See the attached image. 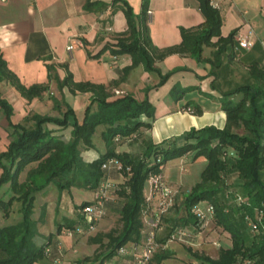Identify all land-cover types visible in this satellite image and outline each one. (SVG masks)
Masks as SVG:
<instances>
[{"label": "trees", "instance_id": "1", "mask_svg": "<svg viewBox=\"0 0 264 264\" xmlns=\"http://www.w3.org/2000/svg\"><path fill=\"white\" fill-rule=\"evenodd\" d=\"M127 15L128 29L119 35L117 43L106 44L97 54L99 58L104 51L109 49L114 55H130L132 64L126 67L129 73L135 66L143 65L146 70L159 74L160 81L156 85H148L145 90L147 97L140 100L131 93L123 94L111 100L109 85L95 82L74 81V74L69 72L62 80V85H68L73 94L77 91L92 92V101L87 106V115L80 122L69 102L56 99V109L63 116L49 114L43 115L35 112L29 115L27 120H34V126L28 127L24 123H14V106L7 98H0L3 112L10 118L12 138L8 149L0 153V167L3 170L0 179V191L5 185H9L5 199L0 195V207L5 217L11 216L15 202H21L20 213L22 219L18 222L0 226V264H37L46 254V248L51 244L53 234L48 241L39 238V228L35 219L36 194L46 190L52 183H56L61 192L71 187H83L87 190H95L101 180L107 176L102 167L111 157L123 160L127 170V178L124 180L119 194L124 197L123 203L119 202L118 212L124 228L118 234L111 230L106 236L109 238L107 250L98 254L95 259L85 258L78 264H104L115 255H118L120 247L129 242H139L144 227L143 206L146 203L145 189L148 179L154 172L160 173L165 163L194 152L195 157L205 156L207 167L201 174L202 180L197 182L188 192L184 201L187 214L182 215L177 225L185 224L201 231L205 226L198 219L192 209L196 202L211 201L217 208L214 220L223 230L228 231L232 237V245L221 247L220 257L215 258L197 249L189 247L197 259V264H264V237L258 240L248 233L247 216L253 218L264 235V66L256 63L251 66V75L255 82H246L223 92L221 103L227 112V125H205L198 128L193 126L190 130L164 139L161 143L151 141L139 154L134 155L126 150L118 151L117 135L130 136L141 130L149 128L153 123L149 119L157 117V109L150 95L151 89H158L169 81L172 75L187 67L177 66L169 72L156 66V62L171 54H191L198 62L204 57V46L217 47L215 59L211 60L214 69L221 65L222 56L236 47V29L229 36L222 35L223 18L221 9L214 6L212 0H199L200 8L205 14V23L197 28L182 27L183 41L174 46L159 48L151 38L149 4L151 0H144L142 13L134 11L128 0H115L119 3ZM101 6H109L102 2ZM119 5V4H118ZM117 5V6H118ZM98 1L88 0L85 9H95ZM218 36V40L214 38ZM233 52L230 53L232 55ZM10 79L11 83L21 90L23 95L33 100L35 96H42L49 90V86L34 83L27 86L21 81L15 72L9 68L6 58L0 54V82ZM178 86L172 90L176 94ZM183 95H181L182 97ZM241 97L238 99V97ZM196 112L202 114L203 108L196 106ZM148 119V120H146ZM54 122L60 126H73L71 139H64L56 135L48 123ZM101 125H106L102 138L107 143L105 152L94 159L86 161L82 152L83 145L91 148L95 145L94 133ZM243 130V132H239ZM122 137V138H123ZM29 168L28 175L22 179L23 172ZM235 173L241 177L242 187L240 193L243 201L231 205L230 198L222 196L224 191L225 175ZM121 185V183H120ZM1 193V192H0ZM93 201L84 200L76 209L80 212L82 224L84 215L82 207ZM109 205V204H108ZM262 217H259V213ZM77 229L78 226H73ZM63 226L59 225L61 231ZM104 238L99 234L95 241L103 243ZM166 243L167 238L161 239ZM173 254L172 251L157 253L159 262ZM252 261V262H251Z\"/></svg>", "mask_w": 264, "mask_h": 264}, {"label": "crops", "instance_id": "2", "mask_svg": "<svg viewBox=\"0 0 264 264\" xmlns=\"http://www.w3.org/2000/svg\"><path fill=\"white\" fill-rule=\"evenodd\" d=\"M94 1H98L99 6L86 10L88 0H0V54L7 59L11 71L21 77L25 85L32 86L34 83H39L49 86V90L42 96H35L33 100H30L11 83L10 79L0 82V98H7L14 106L12 116L14 123H24L28 127L34 126L35 121H29L27 117L35 112L43 115H61L55 108L56 99L61 104L66 100L76 112L78 108L86 109V106L91 103L92 92L77 91L73 94L68 85H62V80L69 72L74 74V80H93L96 83L109 85L111 100L128 93L143 100L147 97L145 90L149 83L153 85L159 83L157 74L155 76L143 66H137L127 73L125 69L133 61L130 55L117 56L109 49L105 50L99 58L92 55L100 52L108 43H117L119 35L129 27L126 12L121 7L122 1L116 2V5H114L115 0ZM128 1L131 2L137 14L142 13L144 0ZM212 1L214 6L221 9L223 15L222 35L229 36L235 29L237 33L252 32L254 44L251 49L234 47V50L225 53L221 58V65L216 70L211 62L215 59L217 49L215 46H204L205 59L202 62H198L190 53L180 54V52L157 61L156 66L160 68L163 66L162 69L166 72L174 68L176 64L188 69L175 72L178 75H172L162 87L150 90L153 104L157 109V117L149 119L153 123L152 127H143L140 131L147 140L161 143L168 137L178 136L190 130L194 125L198 128L208 124L226 126L228 114L222 106L221 96L223 92L231 90L229 85L238 75L241 63L247 64L250 70L256 63L264 66V0ZM102 2L108 3L109 6H101ZM149 10H151L148 21L150 35L159 48L181 44L182 27L197 28L205 23L206 16L200 8L199 0H151ZM218 38L216 36L214 41L216 42ZM73 43L75 49L70 50L69 46ZM231 52H233L232 55H230ZM176 76L180 77L178 82L184 81L187 87L185 89L187 92L178 98L171 93V90L179 85ZM250 76L252 77L251 72ZM251 82H255L254 77ZM65 106L63 104V108ZM196 106L203 108V115L188 112L189 107L197 108ZM2 109L0 105V153L8 149L13 130L10 128V118ZM47 127L52 128L56 135L69 140L74 129L73 126L63 127L54 122L48 123ZM122 150L136 155L130 149ZM98 156L100 155L96 154L88 161H94ZM183 160L188 164L192 162V165L201 160L207 163L205 156L195 157L194 152L168 160L163 167V175L172 184L184 180L182 178L184 172L179 165ZM2 174L3 170L0 167V179ZM109 174L113 180L122 182L117 171L113 170ZM51 188L52 185L47 189L51 190ZM95 190H88L86 193L82 190L77 193L78 196L83 197L82 200L76 201L69 189L67 193L59 195L61 199H57L55 205L51 199L44 201L46 193L39 191L36 194L34 216L40 233L38 237L48 241V236L53 234L48 247L52 255L45 256L37 264H78L82 261L84 249H80V244L84 239L78 243L82 235H67V230L73 228L71 225H80L82 217L75 206L80 205L84 200L93 201ZM182 201L184 200L176 204L179 211L174 216H169L170 219L164 226V231L167 229L165 235H160L161 239L167 238V241L163 243L158 253L172 251L173 254L160 262L155 256L150 264H197L198 260L187 246L195 250L207 251L215 258L220 257L224 237L217 233V228L221 226H218L215 220L209 221L207 228L198 234V239L191 245H186V242L178 243L179 241L168 238L171 227L178 224L181 216L186 214ZM16 203L21 204L18 201ZM70 203L75 205L70 206ZM118 203L117 200L109 203V217L100 220L99 227H108L112 216L119 213ZM43 204L47 205V211L42 221ZM19 210L20 207L17 211ZM59 225L63 226L61 231ZM225 232L228 231L225 230ZM229 235L231 236L230 233ZM211 237L214 239L210 240ZM231 245L232 242L224 244V246ZM134 259L131 253L118 254L104 264H133Z\"/></svg>", "mask_w": 264, "mask_h": 264}, {"label": "rangeland", "instance_id": "3", "mask_svg": "<svg viewBox=\"0 0 264 264\" xmlns=\"http://www.w3.org/2000/svg\"><path fill=\"white\" fill-rule=\"evenodd\" d=\"M137 66H135V67H137ZM139 66H143V65H139ZM177 66H179V65L176 64L175 67H177ZM174 68H172V69H174ZM172 69H169L167 72L171 71ZM149 72H153V71H149ZM250 72H251V70L249 69L248 65L247 64L245 65V64L241 63L238 75L236 76L234 81L231 83V85H229V89H232V87H234L236 85L245 84L246 82H251L252 77L250 76ZM154 74L156 76L157 73H154ZM175 75H178V73L175 74ZM157 76L159 77V74H157ZM179 79H180V77L176 76L177 82L179 81ZM159 80H160V77H159ZM74 81H76V82L77 81L95 82L93 80L89 81V80H82V79L81 80H74ZM183 82H178L179 85H178V88L176 90V94H173L175 96V98H178V97H180L181 95H184L187 92V90L185 91V89L187 87H186V85ZM97 84H102V83H97ZM149 85H153V84L149 83ZM110 95H112L111 92H110ZM240 98L241 97L239 96L238 99H240ZM86 109H87V106H86ZM86 109L78 108L77 116L81 119V120L79 119L80 122L84 121L85 118H86V115H87ZM62 111H63V114L60 112L61 115H59V116H63L64 115L65 109H63ZM75 112H76V110H75ZM188 112L196 113V115H203V113L202 114H198L196 112V108H194V107H189ZM106 128H107L106 125H101L97 129L96 133H94L93 139L95 141V145L93 147L86 148L83 145V148H81L82 149L81 153L83 154V156H84L86 161H88L89 159H92L93 156H95L96 154L101 155L102 152H105V150L107 148V143L102 138V134L106 130ZM140 131L141 130L135 132L134 134H132L130 136L123 137V139L120 142H118L117 150L118 151H122L123 148H127V149H130L132 152H135V154L141 153L143 151L144 147L146 145H148L151 142V140L145 139L144 138V134L142 132H140ZM239 132L242 133L243 130H239ZM143 142H146V144L145 143L143 144ZM179 165H180V169L182 170V172H184L183 175H182V178L184 180H183V182H179V183H175L174 184L179 189V196L176 197V202H175L176 204L179 203L181 200H184V197L187 196L188 192L192 189V187H194V185L197 182H200L202 180L201 174L205 170V168L207 166V163H205V162H203L201 160V161L196 162V163H194L192 165V162H190L188 164V162L183 160V161H181L179 163ZM29 169H30V167L29 168L27 167L25 169V171L23 172L21 180H24V178L27 177ZM159 174H164L163 170ZM126 175H124L123 177H121V175L119 176L120 181H122L121 185H120L121 187L123 185L124 180H126V178H127ZM225 177H226V179L224 181V185H225L224 188L225 189L222 192V196H226L227 197V195H228V198L231 199V200H229V203L231 205H235L236 206V203L239 200V196L242 195L240 193V189L242 187L241 186L242 185L241 177L238 176L235 173H228L227 175H225ZM51 185H52L51 190L50 189L49 190L47 189L48 191L47 190H44V191L42 190V192L46 193L45 196H44V201H46L47 199H51L53 204H54V203L57 202V199H59V198L61 199V197H59V195L61 196V194L64 193V192L67 193L69 191V189H66L65 191L61 192V190L59 189V187H58V185L56 183H52ZM74 187H71V191L70 192H71L72 196L75 198L76 201H81L83 197L82 196L81 197L78 196L77 193L81 192L82 190H83V192L86 193V192H88V190H86L85 188L77 187V186H74ZM121 187H120V189H121ZM8 188H9V185H5L4 188L0 191L1 192L0 195L2 197H4L5 199L9 198V194H7L8 193L7 192ZM79 189H81V190H79ZM119 190H116L115 192H113V195L115 196L117 201L123 203L124 197L119 194ZM148 190L149 189H148V185H147V188L145 189V192H146L145 194L146 195H147V191ZM154 194L155 195H154V197L152 198L151 201H149L147 199V197H146V203H144V206H143V208H144L143 217H142L143 220H144L143 221L144 222L143 229L145 228V225H146L145 224L146 223L145 220H147V218L150 219V217H152V215L154 213H156V210L160 211V203L164 200L163 197L161 196L162 194H160L159 192H156ZM240 202L241 201L239 200V203ZM73 203H75V202L73 201ZM73 203H70V206H72V205L74 206L75 204H73ZM176 204L174 205L173 208H171L168 211V213L166 214V217H164L165 224H167V220L170 219L169 216H174V214L177 211H179L178 207H176L177 206ZM46 206H47L46 204H43V206H42V208L44 209V210H42L43 212H42V215H41L42 221H43V219L45 218V215H46V212H45V211H47V209H46L47 207ZM18 207H21V204L15 202L14 206L12 207L13 211H11V216L10 217H5V215L3 214L2 208L0 207V226L1 225L2 226L8 225V224H11L12 222H18V221H20L22 219L23 216L18 213V212H20V210L17 211ZM184 210H185L184 212L187 214L186 208H184ZM108 217L109 216L107 214V216L105 218H108ZM120 218H121V214L117 213L116 215L112 216L111 220L108 222V227L107 226H104V227H99L98 226V228L96 229L95 232H93L91 234H82V236L79 237L80 240L78 241V243L82 239H84L83 243L80 244V249L81 250L84 249V253L82 255L83 258L81 260H83L85 258L95 259L98 254H101L102 252L104 253L107 250L106 247H107V245L109 243V238H107L106 234L110 233L111 230H115V234H118L124 228V223L120 220ZM247 225H248L247 231H248V233H250L251 236H253V238L256 237L258 240H260V239H262L264 237V235L262 234V232H261V230L259 228H256V229L252 228L253 226L250 224L249 221L247 222ZM207 226H205L204 229H206ZM204 229H202L201 231L199 230L197 235L199 233L203 232ZM165 230L167 231V229H165ZM166 231H164V227H163V230L160 231V235L161 234L165 235ZM217 233L223 235L224 238H222V241L224 242V244H228V243L230 244L231 242H233L232 237L229 235L228 232H225V230H223L222 227H218L217 228ZM99 234H101V237L104 238L103 243L99 242V241H97V242L95 241V238ZM198 237H199V235L196 236V239H198ZM196 239H195V241H196ZM213 239H214L213 237L210 238V240H213ZM178 243H181V242H178ZM224 244H223L222 247H224ZM186 245H191V244H187V242H186ZM189 247H191V246H189ZM189 247L187 246L188 249H189ZM191 248L193 249V247H191ZM80 249L78 250L79 252H80ZM189 251H190V249H189ZM201 252H205L206 254H209V253H207V251H201Z\"/></svg>", "mask_w": 264, "mask_h": 264}, {"label": "built area", "instance_id": "4", "mask_svg": "<svg viewBox=\"0 0 264 264\" xmlns=\"http://www.w3.org/2000/svg\"><path fill=\"white\" fill-rule=\"evenodd\" d=\"M151 12V10H150ZM236 48L241 49H251L254 41L252 32L248 33H236ZM83 44V43H81ZM70 50L75 49V44L69 46ZM122 135H117L116 140L121 141L123 138ZM102 167L107 172V176L101 180V183L95 190V199L88 205H84L81 209L84 219L82 224L78 226L77 229H68L67 235H82V234H91L96 231L99 226L100 220L105 218L108 214V204L116 200L113 192L120 188V183L110 176L112 170L117 171L121 177L130 172L131 167H126L123 160L119 158L111 157L107 162H104ZM148 191L147 199L149 201L154 197V193L159 192L162 194L163 201L160 203V211L156 210V213L145 220V228L142 231V239L139 242H134L133 244H125V246L120 247L118 250L119 255H125L126 253H131L134 255L135 259L133 264H150L163 243L160 238V231L163 230L165 225L164 217L168 211L174 207L176 204V197L179 196V189L176 185L172 184L168 179L164 177L163 174L152 173L148 179ZM243 196H239V200L243 201ZM193 213L196 214L198 219L201 221L203 226H207L209 221L214 220L215 214H217V208L211 201H198L194 204L192 209ZM263 211L259 213V217H262ZM250 224L253 226V229L258 227L257 222L250 218L246 217ZM197 226L194 228L186 226L185 224L177 225L169 233V239L172 241L187 242V244H193L198 231H196ZM47 256H51V249H46Z\"/></svg>", "mask_w": 264, "mask_h": 264}]
</instances>
